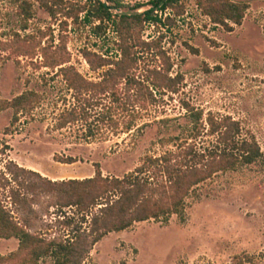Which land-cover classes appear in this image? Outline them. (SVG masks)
I'll list each match as a JSON object with an SVG mask.
<instances>
[{
	"label": "rangeland",
	"instance_id": "obj_1",
	"mask_svg": "<svg viewBox=\"0 0 264 264\" xmlns=\"http://www.w3.org/2000/svg\"><path fill=\"white\" fill-rule=\"evenodd\" d=\"M28 1L32 17L26 21L23 0H0V56L9 55L0 61V100L38 93L37 102L22 110L16 122L13 108L0 109V196L32 233L61 238L66 231L57 219L61 211L72 215L74 208H59L66 200L63 194L14 163L58 181L93 177L96 163L104 176L121 177L147 154L160 155L186 142L216 145L209 114L239 121L264 153V0H233L250 8L242 25L231 23L232 31L206 16L197 0L160 11L159 21L145 23L140 32L144 43L136 41L137 79L145 86L130 87L123 80L108 93L97 87L76 90L60 69L72 67L84 79L100 82L107 67L93 66L100 57L120 58L117 32L110 27L96 33L95 24L84 22V13L73 22L68 15L80 9V0L51 1L56 16L37 0ZM102 1L114 13L134 14L151 8L154 0ZM15 49L36 54L19 56ZM58 59L67 62L52 67ZM166 74L176 83L155 87ZM137 99L148 105L134 106ZM74 108L78 120L58 128ZM199 111L203 128L194 138ZM56 156L78 162L61 163ZM77 176L83 178H69ZM10 187L19 190V201L10 200ZM18 245L16 238L0 239V253L9 254ZM90 251L84 264H229L239 256L251 258L243 264H264V159L200 184L187 199L184 221L176 215L169 222L142 221L109 233ZM40 264L54 263L48 256Z\"/></svg>",
	"mask_w": 264,
	"mask_h": 264
},
{
	"label": "trees",
	"instance_id": "obj_2",
	"mask_svg": "<svg viewBox=\"0 0 264 264\" xmlns=\"http://www.w3.org/2000/svg\"><path fill=\"white\" fill-rule=\"evenodd\" d=\"M51 1L63 2V0H37L49 15L56 16L58 10ZM183 1L185 0H154L151 2V8L143 13L118 14L114 13V8L105 1L80 0V9L75 13H69L68 17L77 23L80 14L84 13V22L95 24L96 33L113 28L121 40L117 43L120 58L100 57L98 65L93 67L95 69L107 67V70L102 80L97 83L84 79L72 67H61V73L72 88L80 91H91L97 87L108 93V88L118 86V82L123 80L130 87L145 86L137 79L140 57L135 50L138 46L136 41L144 43L140 40L139 34L145 23L159 21L160 11L178 9V5ZM23 3L22 11L26 21H29L32 17V2L23 0ZM197 4L214 23L226 27L229 31L233 30L231 23L242 25L250 8L249 3L233 0H197ZM27 26L26 23L22 29L27 30ZM16 37L19 39L21 36L16 33ZM16 52H21L18 53L19 56L36 54L29 49L16 50ZM8 57L0 56V61L7 60ZM66 62L65 59H58L51 63V66L55 68ZM161 77L163 81L161 79L162 82L155 81L153 83L155 87H162L163 82L171 87L177 81L167 74ZM149 92L153 98L152 92ZM37 97L38 93L27 91L12 100H0V109L13 108L15 110L13 122H16L18 114L37 102ZM115 100L120 101V96ZM137 101L134 106L139 103L140 106L148 105L145 101L139 99ZM76 108L63 115L64 120L58 128L63 129L69 123L78 120ZM195 116L196 125L192 128L191 136L197 138L203 128L198 125L203 113L199 111ZM106 117L107 115L104 114L101 120L105 121ZM207 123L209 132L218 135L216 145L202 148L186 142L160 155L147 154L134 170L121 177L104 176L101 165L96 163L93 177L58 181L47 179L39 172L11 161L19 171L35 174L47 180L51 184V190H57L66 198L57 206L61 209L74 208V213L71 215L61 211L57 220L64 227L66 234L61 238L47 239L42 234L32 233L15 219L0 196V239L16 238L19 241L15 251L9 254L0 253V264H40L48 256L52 258L54 264H84L90 260V250L111 232L127 230L136 223L151 219L169 222L175 215L184 221L187 199L200 184L220 172L233 171L242 165L264 159V153L255 135L244 134L239 121L231 116L219 120L209 114ZM1 145L0 143V147ZM55 160L65 164L78 162L73 156L65 158L56 156ZM9 192L10 200L13 202L20 200L19 190L10 187ZM87 242L90 243L89 249L86 248ZM246 259L251 260L250 257L239 256L229 264H243Z\"/></svg>",
	"mask_w": 264,
	"mask_h": 264
},
{
	"label": "crops",
	"instance_id": "obj_3",
	"mask_svg": "<svg viewBox=\"0 0 264 264\" xmlns=\"http://www.w3.org/2000/svg\"><path fill=\"white\" fill-rule=\"evenodd\" d=\"M91 176H92V175H90V177H91ZM69 178H83V177H78V176H77V177H69ZM54 179H55V178H54Z\"/></svg>",
	"mask_w": 264,
	"mask_h": 264
}]
</instances>
